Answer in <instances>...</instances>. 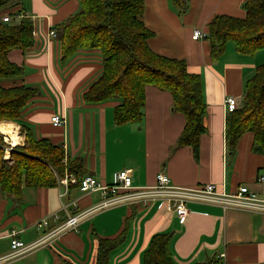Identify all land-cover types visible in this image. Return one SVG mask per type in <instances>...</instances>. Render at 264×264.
I'll list each match as a JSON object with an SVG mask.
<instances>
[{
	"label": "crops",
	"instance_id": "0c3cea01",
	"mask_svg": "<svg viewBox=\"0 0 264 264\" xmlns=\"http://www.w3.org/2000/svg\"><path fill=\"white\" fill-rule=\"evenodd\" d=\"M246 1L188 0V10L180 13L171 0H145V25L155 33L150 48L162 56L185 60L190 73L201 77L207 132L201 137L197 158L191 147L178 146L186 121L174 111L169 92L147 88L142 125H115L118 100L85 103V93L103 74L102 54L79 50L63 64L59 37L60 26L80 12L79 0H15L14 12H22L19 19L25 14L33 20L35 45L26 52L9 54L12 63L24 68V75L3 85H25L39 93L27 104L19 122H0L18 139V145H11H25L26 135L20 133L24 127L34 140L47 139L62 148L67 158L82 159L86 176L103 185L113 184L118 173L131 170L135 187H150L162 172L173 186L213 184L227 194L245 187L264 199V183L258 181L264 172V154L255 149L251 133L240 138L234 152L229 150L225 105L229 97L242 103L247 83L264 62V53L243 56L229 42L222 57L214 60L207 38L193 40L195 30L207 34V25L216 16L244 19ZM53 31L57 38L50 37ZM54 116L64 117L65 123L55 127ZM4 138L12 140L5 134ZM101 202L99 193L71 185L68 190L61 184L24 189L19 198L0 189V259L12 254L11 233L31 244L57 229L69 215L91 210ZM189 209L190 214L182 219L159 203L110 207L86 217L77 231L64 232L37 250L1 264H97L98 237L115 239L126 228V240L111 253V264H143L158 234L173 236L170 252L175 264H220L221 254L226 264H264V214L198 204ZM43 220L49 221L48 226L38 229L37 223Z\"/></svg>",
	"mask_w": 264,
	"mask_h": 264
},
{
	"label": "trees",
	"instance_id": "16d2710c",
	"mask_svg": "<svg viewBox=\"0 0 264 264\" xmlns=\"http://www.w3.org/2000/svg\"><path fill=\"white\" fill-rule=\"evenodd\" d=\"M81 10L59 28L61 62L70 60L79 50H99L103 74L84 95L87 104L118 100L114 122L117 126L142 125L146 90L155 87L169 92L176 113L185 117L186 125L179 147H191L198 158L201 137L207 132L204 119L207 106L199 75L190 73L185 60L154 52L149 41L155 36L144 21L145 0H79ZM184 13L188 0H171ZM15 0H0V122H19L27 104L39 93L25 85L5 87L3 82L21 78L24 68L9 59L14 50L26 52L35 45L33 20L14 12ZM246 17L237 19L216 16L207 25L211 57L218 60L233 42L243 56L264 53V0H247ZM10 17L5 23L4 17ZM26 144L5 158L0 136V189L19 198L24 189L55 188L67 173L81 180L86 176L83 160L67 158L65 151L49 140L36 141L24 128ZM251 133L255 149L264 154V62L247 83L238 109L228 114L226 141L231 152L240 138ZM11 163V164H10ZM78 187V186H75ZM72 188V185H71ZM128 229L115 239L98 237L97 264H111V253L123 244ZM171 234L153 237L143 264H175L170 252Z\"/></svg>",
	"mask_w": 264,
	"mask_h": 264
},
{
	"label": "built area",
	"instance_id": "2783aa9c",
	"mask_svg": "<svg viewBox=\"0 0 264 264\" xmlns=\"http://www.w3.org/2000/svg\"><path fill=\"white\" fill-rule=\"evenodd\" d=\"M3 21L5 23L10 22V17H4ZM50 37L57 38V33L54 31L50 32ZM206 38L207 34L205 32L195 30L193 40L200 41ZM225 105L228 114L237 110L240 103L237 99L229 97L226 99ZM52 123L55 127H61L65 123V118L54 116ZM12 149L10 148L7 153L11 154L10 151ZM258 181L264 183V172L259 175ZM59 184L65 186L66 190L72 185L78 186L86 193H99L102 197V202L91 210L69 215L66 221L57 229L31 244H25L20 241L16 232L11 233L12 254L8 258L0 259V264L8 259L29 254L64 232L77 231L80 222L94 212L123 204H142L147 206L150 203H159V205L165 206L169 212L182 219L190 214L189 207L192 204L218 206L224 210L237 209L264 214V199L258 198L248 188L242 187L234 194H227L224 191H219L217 186L213 184H206L197 188L177 187L173 186L168 175L162 172L157 174L156 184L150 187H135L131 170H124L118 173L114 183L110 185H103L92 176H85L78 180L73 175L66 176ZM53 218L58 220L57 216ZM48 224V220H43L37 223V228H45ZM219 259L221 260L220 264H226L224 254H221Z\"/></svg>",
	"mask_w": 264,
	"mask_h": 264
},
{
	"label": "rangeland",
	"instance_id": "374dc122",
	"mask_svg": "<svg viewBox=\"0 0 264 264\" xmlns=\"http://www.w3.org/2000/svg\"><path fill=\"white\" fill-rule=\"evenodd\" d=\"M189 4V3H188ZM189 7V6H188ZM187 10H188V8H187ZM185 13V12H184ZM260 52H262V51H260ZM5 82V81H4ZM2 123H6V122H2ZM8 123H11V122H8ZM2 125H0V127H1ZM20 133H22V134H25L26 135V133L24 132V131H20ZM18 135V134H17ZM0 136L2 137V139H3V142H4V144H6V147H5V158H6V160H10V157H11V154H9V153H7V151L10 149V148H13L12 149V151H10V153H12L13 151H14V149H16L17 148V146L16 147H14L13 145V142L12 141H5V138H4V134H2L1 132H0ZM11 144H13V145H11ZM25 144H26V141H25ZM25 146V145H24ZM18 147H20V146H18ZM9 158V159H8ZM11 164V163H10ZM68 175H70V173H67L66 175H65V177L64 178H66V176H68ZM75 177V176H74ZM63 178V179H64ZM76 178V177H75ZM77 179V178H76ZM60 181L61 180H59V183H60Z\"/></svg>",
	"mask_w": 264,
	"mask_h": 264
},
{
	"label": "bare ground",
	"instance_id": "6f19581e",
	"mask_svg": "<svg viewBox=\"0 0 264 264\" xmlns=\"http://www.w3.org/2000/svg\"><path fill=\"white\" fill-rule=\"evenodd\" d=\"M1 132L12 139L11 141H13L14 146L18 145V139L15 138L13 131H11L10 129L6 128L5 126H2L1 127Z\"/></svg>",
	"mask_w": 264,
	"mask_h": 264
}]
</instances>
